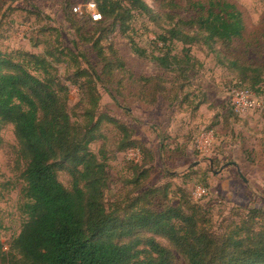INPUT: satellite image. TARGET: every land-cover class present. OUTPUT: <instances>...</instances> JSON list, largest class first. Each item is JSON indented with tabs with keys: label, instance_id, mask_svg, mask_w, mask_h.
Segmentation results:
<instances>
[{
	"label": "rangeland",
	"instance_id": "rangeland-1",
	"mask_svg": "<svg viewBox=\"0 0 264 264\" xmlns=\"http://www.w3.org/2000/svg\"><path fill=\"white\" fill-rule=\"evenodd\" d=\"M190 1L145 0L156 17L135 10L124 32L113 19L102 26L74 13L73 6L85 0H0V50L43 54L48 49L60 79L69 86L73 120L82 118L88 97L84 87L87 79L80 70L90 69L100 95L98 112L129 126L133 138L146 145L149 153L141 152L151 174L140 188L133 181L132 162L141 160V152L120 149L122 132L112 124L102 126L104 137L93 142L91 148L96 153L103 148L109 158V204L133 202L149 187L170 184L175 190L182 186L191 205L194 203L189 192H193L203 214L210 219L208 227L218 234L232 221L248 217L251 208L264 209V109H253L245 115L232 112L230 89L241 75L223 63L228 51L223 44L216 45L220 54L201 43L193 44L191 53L200 64L192 72L164 69L158 64L155 56L163 46L158 35L165 32L164 26L191 16ZM227 1L241 10L246 25L243 37L232 42L234 53L230 57L261 67L263 77L258 86L262 92L258 97L264 99V0ZM98 39L100 44L94 46ZM133 42L145 49L144 56L134 51ZM183 46L174 41L173 53L183 56ZM115 57L124 63L122 67L115 69ZM109 61L113 77L105 71ZM246 84L251 86L248 79ZM186 93L189 101L172 102L173 97L180 99ZM203 94L207 103L195 110L190 101L199 102ZM2 136L0 236L9 251L27 219L21 210L25 162L19 156L12 124L3 128ZM59 179L66 187L71 186L67 172H59ZM176 198L167 199L165 205L176 203ZM162 203L160 195L155 205ZM145 204L147 200H142L141 206ZM255 221L264 225L263 216ZM137 236L155 237L173 250L178 264H187L163 236L146 230ZM0 264L5 263L0 260Z\"/></svg>",
	"mask_w": 264,
	"mask_h": 264
},
{
	"label": "trees",
	"instance_id": "trees-1",
	"mask_svg": "<svg viewBox=\"0 0 264 264\" xmlns=\"http://www.w3.org/2000/svg\"><path fill=\"white\" fill-rule=\"evenodd\" d=\"M96 2L103 19L89 21L104 26L113 19L124 32L135 10L156 17L145 0ZM188 8L192 11L188 19L164 26L165 32L158 35L163 43L161 53L155 56L158 64L164 69L192 72L200 64L191 53L193 44L201 43L219 54L216 45L223 44L228 50L221 51L225 53L223 63L241 75L234 87L248 88L261 95L258 86L263 77L261 67L230 57L234 53L232 42L242 38L246 29L241 10L227 0H191ZM174 41L184 44L183 56L173 53ZM99 44V39L94 42V46ZM133 49L140 56L145 55V49L134 42ZM50 55L48 49L43 54L0 50V148L5 143L2 130L12 124L19 156L25 162L21 210L27 217L9 251L0 236L1 261L5 264H178L170 247L153 236L146 239L137 236L146 230L166 238L187 264H264V225L253 222L258 216L264 219L262 208H251L248 217L232 221L223 233L217 234L208 227L210 219L203 214L193 192H189L194 203L191 205L182 186L175 190L170 184L149 187L139 192L133 202L123 206L109 204L106 197L110 188L109 158L103 148L99 153L91 148L93 142L104 137L102 126L112 124L122 132L120 149H138L143 154L149 151L143 142L133 138L129 126L108 113L98 112L100 95L90 69L80 70L87 79L84 87L88 97L82 118L73 120L69 86L60 79ZM115 59V69L124 65L120 58ZM108 63L105 71L113 77L112 62ZM247 79L251 86L246 84ZM187 95L180 99L175 96L172 102L189 101ZM156 100L157 97L153 102ZM190 102L197 110L207 103L206 94L199 102ZM143 154L141 160L132 162L133 181L140 188L151 174ZM61 171L69 174L70 187L59 179ZM160 195L163 203L157 208L155 203ZM172 195H177V202L165 205L164 201L173 198ZM142 200L148 204L141 206Z\"/></svg>",
	"mask_w": 264,
	"mask_h": 264
},
{
	"label": "built area",
	"instance_id": "built-area-1",
	"mask_svg": "<svg viewBox=\"0 0 264 264\" xmlns=\"http://www.w3.org/2000/svg\"><path fill=\"white\" fill-rule=\"evenodd\" d=\"M73 11L81 17H87L93 22L103 19L96 0H87L73 6ZM230 103L233 111L239 115H245L250 110L261 111L264 109V99L248 88L232 87L230 89Z\"/></svg>",
	"mask_w": 264,
	"mask_h": 264
}]
</instances>
